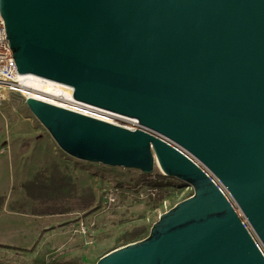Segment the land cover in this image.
<instances>
[{"label": "water", "instance_id": "1", "mask_svg": "<svg viewBox=\"0 0 264 264\" xmlns=\"http://www.w3.org/2000/svg\"><path fill=\"white\" fill-rule=\"evenodd\" d=\"M17 74L132 131L25 104L69 157L191 187L97 264H264V0H0Z\"/></svg>", "mask_w": 264, "mask_h": 264}, {"label": "rangeland", "instance_id": "2", "mask_svg": "<svg viewBox=\"0 0 264 264\" xmlns=\"http://www.w3.org/2000/svg\"><path fill=\"white\" fill-rule=\"evenodd\" d=\"M122 122L137 127L126 118ZM0 151V264H97L111 250L146 239L160 215L193 194L176 179L160 180L158 167L144 178L137 170L69 157L19 94L0 107ZM42 177L56 182L39 189ZM109 191L114 202L106 199ZM60 193L93 195L92 211L51 216L63 206L53 203L63 199ZM44 198L54 201L40 203Z\"/></svg>", "mask_w": 264, "mask_h": 264}, {"label": "bare ground", "instance_id": "3", "mask_svg": "<svg viewBox=\"0 0 264 264\" xmlns=\"http://www.w3.org/2000/svg\"><path fill=\"white\" fill-rule=\"evenodd\" d=\"M21 87L22 89L20 90L19 94L22 98H24L25 96L33 98L35 100H41L48 104H53L60 108L68 109L69 111L78 114L80 113L90 118L93 117L105 123L107 122L109 124H113L118 127L120 126L129 130H133V128L135 127H130L126 123L122 122V119L125 118L123 116H118L108 111H101L94 107L91 108L80 102L77 103L73 100V98H71L72 89L66 85H59L55 82L47 81L40 77L33 76L31 77V81H28V83H24V85ZM131 122L137 124L135 120Z\"/></svg>", "mask_w": 264, "mask_h": 264}, {"label": "built area", "instance_id": "4", "mask_svg": "<svg viewBox=\"0 0 264 264\" xmlns=\"http://www.w3.org/2000/svg\"><path fill=\"white\" fill-rule=\"evenodd\" d=\"M7 35L5 34V24L0 15V107L11 94H19L24 83L31 81L32 75L17 74L15 62L12 58V50L8 47ZM20 95V94H19ZM28 97L23 98L25 100ZM132 131V130H131ZM2 152L0 151V154ZM115 193L109 191L106 193V199L114 202L116 198H112ZM111 197V198H110Z\"/></svg>", "mask_w": 264, "mask_h": 264}, {"label": "trees", "instance_id": "5", "mask_svg": "<svg viewBox=\"0 0 264 264\" xmlns=\"http://www.w3.org/2000/svg\"><path fill=\"white\" fill-rule=\"evenodd\" d=\"M143 177L144 178H148L146 176H143ZM55 178H56V180H58L61 183V187L63 188L65 186V184H63V186H62V183H63L62 179L60 177H57V176ZM159 179L160 180L165 179L166 181H170V182L175 181V180L168 179L165 176H160ZM52 180H51V178L42 177L41 181L37 182L38 186H39V189L43 188L46 191V188H48L50 186V184L52 185V183L56 182V180H54V181H52ZM153 184H154V186H157L156 182H154ZM32 185L33 186H31V188H32L31 192L33 190V192L35 194V187H34L35 182L32 183ZM180 185H182V183ZM60 194H61V197L63 198L61 200H55L54 201V200H51V199L48 200V199L44 198L40 202V203H42L43 201H45V202H48V203L51 204L54 201L53 202L54 206H58L59 204L63 205V206H60L55 211H53V212L51 211L49 213L51 216H53V215L54 216H56V215H66V214H69L70 212H80V213L81 212H85V213H88L93 207V200H94L93 195H90V196L84 195L81 198H77V197H71V195H66V194H62V193H60ZM3 203H4V200H3V197H2V198H0V211L2 210L1 208H2ZM125 245H128V244H125Z\"/></svg>", "mask_w": 264, "mask_h": 264}, {"label": "crops", "instance_id": "6", "mask_svg": "<svg viewBox=\"0 0 264 264\" xmlns=\"http://www.w3.org/2000/svg\"><path fill=\"white\" fill-rule=\"evenodd\" d=\"M0 198H1V197H0ZM6 200H7V199H6ZM3 204H4V203H3ZM2 206H3V205H2ZM1 209H2V208H1ZM1 211H2V210H1ZM1 211H0V212H1Z\"/></svg>", "mask_w": 264, "mask_h": 264}]
</instances>
